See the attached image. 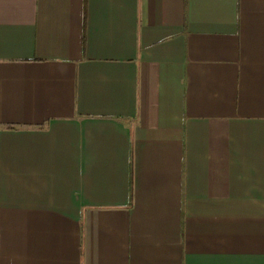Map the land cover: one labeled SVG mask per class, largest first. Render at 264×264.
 I'll list each match as a JSON object with an SVG mask.
<instances>
[{
  "label": "crops",
  "instance_id": "0c3cea01",
  "mask_svg": "<svg viewBox=\"0 0 264 264\" xmlns=\"http://www.w3.org/2000/svg\"><path fill=\"white\" fill-rule=\"evenodd\" d=\"M0 264H264V0H0Z\"/></svg>",
  "mask_w": 264,
  "mask_h": 264
},
{
  "label": "trees",
  "instance_id": "16d2710c",
  "mask_svg": "<svg viewBox=\"0 0 264 264\" xmlns=\"http://www.w3.org/2000/svg\"><path fill=\"white\" fill-rule=\"evenodd\" d=\"M132 198H133V194H132Z\"/></svg>",
  "mask_w": 264,
  "mask_h": 264
}]
</instances>
